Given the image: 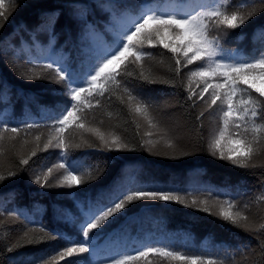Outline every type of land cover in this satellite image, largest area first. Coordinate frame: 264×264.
I'll list each match as a JSON object with an SVG mask.
<instances>
[{"label": "trees", "instance_id": "16d2710c", "mask_svg": "<svg viewBox=\"0 0 264 264\" xmlns=\"http://www.w3.org/2000/svg\"><path fill=\"white\" fill-rule=\"evenodd\" d=\"M170 1L173 2L170 7L165 5ZM181 1L186 0H74L75 7L83 13L79 18L71 11L72 0H19L15 10H12V0H5L11 15L0 29V130L18 127L24 132L11 135L7 130L0 131V149L3 151L0 150V173H16L0 182V264H29L31 261L35 264H45V261L48 264H111L113 257L135 255L134 250H146V246L202 255L217 259L218 264H264V139L254 145L256 153L246 168L220 159L219 151L212 154L209 144L223 127L226 105L221 106L218 101L209 107L211 89L204 94V99L199 98L205 87L199 77L192 78L189 86V73L197 70L201 61L184 66L186 62L181 53L174 54L160 43L147 45L143 50L151 55L142 61L143 68L129 63L128 71L132 75L117 77L120 87L110 85L111 90L104 96L88 98L93 107L84 108L80 113L83 119L70 124L62 134L57 132L61 126L56 125V118L65 106H70V97L65 95V87L56 82L55 72L45 66L56 61L77 74L86 73L97 62V55L115 40L113 11L119 14L121 23L127 24L147 8L183 15L211 3V0H191L186 10L175 9ZM61 4L65 7L56 23L57 39L49 42L44 32L33 35L31 29L38 25L42 15L53 9L59 10ZM229 5L237 6L241 11L247 7L242 0H228L226 6ZM21 25L27 26V30ZM262 26L264 12L237 29L212 28L209 38L219 40L226 53V62L246 60L264 48V39L260 35ZM177 59L181 60L179 72L176 71ZM141 71L149 80L157 82L145 81ZM28 76L34 79L27 80ZM209 82L220 80L212 78ZM189 87L197 93L191 99ZM239 87L248 89L242 83ZM125 88L149 105L155 128L147 120L144 124L148 125H143L139 114L130 111ZM261 88H264V82ZM135 90L153 96L160 92L172 97L171 107L178 121L174 133L184 137L185 144L181 139L174 144L171 135L164 131L165 135L152 114L153 102L141 98ZM249 93L258 96L253 89H248L243 94L245 99ZM97 99L99 105H96ZM234 99L238 100L239 96ZM259 99L264 101V97ZM212 115L217 119V129L211 135L206 134L205 120ZM78 123L85 127H77ZM257 123H264V120L258 119ZM29 124L33 127H27ZM89 128L109 129L111 139L119 137L128 145L127 150L106 147L92 132H87ZM241 131L242 128H229L233 139ZM247 135L251 139V133ZM59 136L68 145L66 150L45 148L46 139L52 140L54 145ZM149 139L158 141L154 148L146 143ZM166 141L173 147H168ZM229 147L238 145L225 139L223 150L226 155ZM33 151L35 156L31 155ZM22 158L29 159V163L21 164ZM66 160L77 167L83 166L98 178L72 188L35 183V177L39 175L42 179L47 167ZM62 172L54 170V176ZM130 186L171 190L185 197L186 202H134L99 229H94L91 238L85 241L80 232L81 207L95 201L106 202ZM193 198L208 199L210 212H204L202 205L191 206ZM213 201L232 202L235 205L233 211L246 215L247 221H241L239 225L225 221L218 215L219 207L213 206ZM66 210L71 212V219L63 215ZM42 227L44 233L40 232ZM25 232L37 240L44 239L27 244ZM46 233H55V238ZM77 241L87 243L89 252L63 260L57 256L52 260L58 251ZM18 243L22 246L11 252L7 250ZM132 264L181 262L150 253Z\"/></svg>", "mask_w": 264, "mask_h": 264}, {"label": "snow or ice", "instance_id": "6c2138e0", "mask_svg": "<svg viewBox=\"0 0 264 264\" xmlns=\"http://www.w3.org/2000/svg\"><path fill=\"white\" fill-rule=\"evenodd\" d=\"M242 3L247 7L243 11L234 5H228V0H211V3L200 5L192 13L179 15L175 12H160L154 8H147L135 19L130 20L127 24L120 21L119 14L112 12V30L115 35L113 44L101 51L97 57V62L94 63L90 69L80 75L75 73L70 68L52 61L45 67L48 70H53L56 74V82L62 84L65 89V95L70 97L68 104L61 111V114L56 118V125L58 133H63L65 129L73 123L83 119L80 115L84 108L93 107L88 98L102 97L105 92L110 91V85L116 87L121 86V82L117 77L121 75H132L128 71L129 63L143 68L142 61L145 57L151 54L144 51L145 45L154 46L158 41L165 49L172 53H181L185 65L193 64L195 61H201L197 70L189 73V86L192 78L199 77L200 81L205 84V87L200 91L199 98L204 99V94L211 89V101L209 107L216 105L219 101L221 106L226 105V110H223V127L219 129L218 135L211 141L209 147L212 149V154L215 155L219 151V158L231 161L232 164L239 167H249V162L256 153L254 145L258 144L264 139V123H257V120H264V101L259 97H264V88L256 87L255 81L257 79L264 80V48H262L258 55H254L246 60H234L232 62L225 61V50L221 47L219 40L216 38H209V33L212 28L217 29H237L251 19L258 13L264 12V0H242ZM19 5V0H12V10ZM104 7V5H100ZM64 5H58V9H53L45 12L38 25L31 29L33 35L44 32L49 37V42L57 39L55 33L56 23L61 15L64 14ZM71 11L73 16L82 18L83 13L79 8L75 7L74 0H72ZM11 11L6 5L5 0H0V29L3 28L7 22ZM71 19V17H70ZM154 25V27H149ZM20 27L27 30V26ZM261 38L264 39V26L261 28ZM165 37L169 39L175 37L180 41L179 44L166 42ZM187 37L186 42L184 38ZM191 53V55H189ZM176 71L179 72L181 60H176ZM123 66V68H122ZM141 77L150 83H156L155 80H149V77L144 76L143 71L140 73ZM22 78H25L22 76ZM216 78L222 82L210 83L209 80ZM251 78V79H250ZM27 80H32L34 77L28 76ZM166 82V81H165ZM243 83L248 86V89H253L258 93L257 97L250 93L247 99L243 94L247 93L248 89H241L239 85ZM2 87V85H0ZM199 87V83L197 84ZM128 95L129 109L134 110L135 113L142 116L148 123L155 128L149 114V105L137 96H134L130 90L125 88ZM192 96H197L195 90L189 87ZM239 96V99H234ZM75 103H72V102ZM99 99L96 100V105H99ZM134 105V107H133ZM240 122V123H238ZM230 126L241 129L239 136L232 138L229 132ZM27 127L31 128L33 125L29 124ZM77 127L84 128L83 123H78ZM12 133H18V127L10 129ZM99 137L106 147H114L116 150H127L128 145L123 143L119 137H113L109 141L105 139L104 135L98 130L89 129ZM248 133H251V139L248 138ZM151 136V133H148ZM2 139V137H0ZM39 140V137H36ZM227 139L230 144L238 145V147H229L227 155L223 150V142ZM152 148L156 146L158 141L149 139L146 141ZM168 147H173L171 142L166 141ZM56 147L68 148L64 142V138L59 136L57 142L53 145L52 140L45 144V148ZM78 147V145H77ZM66 154V153H65ZM32 156L36 155L33 151ZM21 164L27 165L29 159L22 158ZM54 170H63L59 176H54ZM80 174L77 175L76 173ZM15 172H9L7 175L0 173V182L15 176ZM98 176L89 172L83 166L77 167L69 161L53 164L47 167V171L41 176L35 177V183L42 186H62L72 188L74 186H81ZM137 201H169L180 204H185L186 198L171 190H162L157 188H150L144 186H130L127 189L118 191L115 195L109 197L106 202L95 201L89 205L81 207L80 211V232L85 241L89 240L90 233L94 229H99L104 222L108 221L117 213H121L128 205ZM209 200H198L193 198L191 206H203L204 212H210ZM213 206L219 207L218 215L225 221H230L233 225H239L241 221H247L248 217L240 211H233L235 205L230 201H213ZM86 207V210H84ZM63 215L71 219V212L66 210ZM246 226V225H245ZM264 227V226H262ZM40 232L44 233L45 229L42 227ZM46 235L55 238V233H46ZM24 238L27 244H35L41 242L44 238L37 240L36 237H29L28 233H24ZM69 243H73L69 241ZM22 246L19 243L9 247V252L14 248ZM135 255L122 254L119 257H113L111 264H132L133 261L141 258H146L150 253H156L160 256L170 258L181 262V264H218L217 259L206 258L202 255H189L181 253L178 250H170L166 247L146 246V250L136 249ZM89 247L87 243L75 242L71 247H65L53 255L52 260H63L65 257H72L76 254L88 253ZM41 260L44 258L41 257ZM35 264V261L29 262ZM45 264H48L45 261Z\"/></svg>", "mask_w": 264, "mask_h": 264}, {"label": "rangeland", "instance_id": "374dc122", "mask_svg": "<svg viewBox=\"0 0 264 264\" xmlns=\"http://www.w3.org/2000/svg\"><path fill=\"white\" fill-rule=\"evenodd\" d=\"M172 1L168 2L167 4L165 3V5H167L168 7H170L172 5ZM191 0H186V1H181L179 2L176 6L175 9H179V10H186L187 7L190 5ZM149 27H154V25H149ZM166 42H170V43H176L179 44L180 41L176 40L175 37H171L170 39L168 37H165ZM156 43H159L158 41ZM155 43V44H156ZM147 46V45H145ZM251 79V78H250ZM220 82H222V80H220ZM264 80L261 79H257L255 81L256 87L261 88V83H263ZM243 84V83H242ZM244 85V84H243ZM137 94H139L141 96V98H144L145 100H149L153 102V116L155 118L158 119L159 121V127L161 128V130L164 132H166L167 134H170L171 139H173L174 144L181 139V142L183 144L186 143L184 137H180V135H176L174 132V127L178 124V121L176 119V114H174V111L171 107L172 104V100H171V96L164 94V93H160L157 92L155 94V96H153L154 94H149L147 92L144 91H139V90H135ZM158 108V109H157ZM157 110V111H156ZM141 120V123H143V125H148L147 123L144 124L146 122V119H144L142 116H138ZM206 134L209 133L212 135V133L217 129V119L215 116H208L206 117ZM144 126V127H145ZM90 129V128H89ZM2 130H7L8 132H11L9 128H5L2 127L0 131ZM97 130V129H96ZM21 130H19L18 133H20ZM27 131V130H26ZM24 132V131H21ZM87 132H92V134L94 136H96V139H98L99 141H101L99 139V137L96 135L95 132L93 131H87ZM164 132V133H165ZM99 133L103 134L106 140H110L111 139V135L109 134V129H102V131H99ZM165 133V135L167 136V134ZM11 135H16L15 133L11 132ZM55 136V135H52ZM0 137H2L1 133H0ZM1 140V139H0ZM49 141V139L45 141V144H47ZM1 150V149H0ZM1 152H3L1 150Z\"/></svg>", "mask_w": 264, "mask_h": 264}]
</instances>
